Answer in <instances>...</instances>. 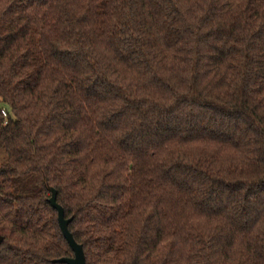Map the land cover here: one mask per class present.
I'll use <instances>...</instances> for the list:
<instances>
[{"label":"trees","instance_id":"1","mask_svg":"<svg viewBox=\"0 0 264 264\" xmlns=\"http://www.w3.org/2000/svg\"><path fill=\"white\" fill-rule=\"evenodd\" d=\"M0 152V264L49 189L85 264H264V0H0Z\"/></svg>","mask_w":264,"mask_h":264},{"label":"water","instance_id":"2","mask_svg":"<svg viewBox=\"0 0 264 264\" xmlns=\"http://www.w3.org/2000/svg\"><path fill=\"white\" fill-rule=\"evenodd\" d=\"M50 197L47 200L50 207L56 211L57 213V224L60 229V232L67 243L68 247L70 248L73 257L72 258H61L56 261L55 263L58 264H85V258L83 254L82 247L78 245L72 235L68 231V224L70 223V219L66 220L64 218L63 209L56 203V191L53 189H49ZM2 243V238L0 237V244Z\"/></svg>","mask_w":264,"mask_h":264},{"label":"rangeland","instance_id":"3","mask_svg":"<svg viewBox=\"0 0 264 264\" xmlns=\"http://www.w3.org/2000/svg\"><path fill=\"white\" fill-rule=\"evenodd\" d=\"M2 158H4V157H3L2 153L0 152V163L2 161Z\"/></svg>","mask_w":264,"mask_h":264},{"label":"built area","instance_id":"4","mask_svg":"<svg viewBox=\"0 0 264 264\" xmlns=\"http://www.w3.org/2000/svg\"><path fill=\"white\" fill-rule=\"evenodd\" d=\"M1 113H2L3 117H6V113L3 110L1 111Z\"/></svg>","mask_w":264,"mask_h":264}]
</instances>
